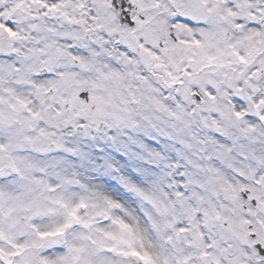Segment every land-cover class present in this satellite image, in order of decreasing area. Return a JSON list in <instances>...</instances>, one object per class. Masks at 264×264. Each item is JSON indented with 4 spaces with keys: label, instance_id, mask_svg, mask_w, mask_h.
<instances>
[{
    "label": "snow or ice",
    "instance_id": "6c2138e0",
    "mask_svg": "<svg viewBox=\"0 0 264 264\" xmlns=\"http://www.w3.org/2000/svg\"><path fill=\"white\" fill-rule=\"evenodd\" d=\"M0 264H264V0H0Z\"/></svg>",
    "mask_w": 264,
    "mask_h": 264
}]
</instances>
